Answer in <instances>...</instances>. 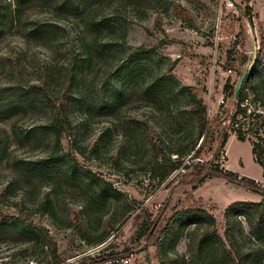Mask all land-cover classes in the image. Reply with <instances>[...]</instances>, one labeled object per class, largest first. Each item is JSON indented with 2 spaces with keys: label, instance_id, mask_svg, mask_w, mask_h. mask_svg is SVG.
Segmentation results:
<instances>
[{
  "label": "rangeland",
  "instance_id": "1",
  "mask_svg": "<svg viewBox=\"0 0 264 264\" xmlns=\"http://www.w3.org/2000/svg\"><path fill=\"white\" fill-rule=\"evenodd\" d=\"M102 16L105 29L93 32L74 17L34 4L0 38V190H7L11 203L0 202V213L14 214L15 202L28 208L27 215H17V230L0 222V264H83V254L95 245L85 236L99 235L109 225L112 247L106 252L132 254L134 264H185L193 228L211 219L212 230L226 244L229 206L239 200L264 204L263 188L217 173L193 188L186 183L193 179V167L181 166L162 179L174 160L190 165L195 155L172 151L186 150L198 135L197 121L187 109L195 95L208 106L213 124L201 162L264 181V89L260 97L249 85L244 90L245 116L236 115L233 123L215 120L235 111L225 93L229 80L237 86L251 67L264 82V0H233L232 5L152 0L147 6L106 0ZM28 18L56 27L57 40L24 37ZM84 37L88 42L82 48ZM65 71L75 74L70 116L81 153L71 151L66 132L58 141L48 107L29 102L33 84L51 73L58 80ZM149 89L163 90L175 100L156 103L140 95ZM144 122L161 135L159 158H152ZM84 169L93 172L92 180ZM48 197L53 209L46 204ZM190 206L203 211L190 224L182 221L185 231L176 230L166 242V231L159 234L163 220L156 227L161 211L172 220ZM75 210L83 226L68 221ZM145 212L157 223L146 238L139 236V215ZM24 227L36 230L45 244L34 253H22L34 242L32 234L20 231ZM235 229L252 257H264V243L253 236L243 215Z\"/></svg>",
  "mask_w": 264,
  "mask_h": 264
},
{
  "label": "trees",
  "instance_id": "2",
  "mask_svg": "<svg viewBox=\"0 0 264 264\" xmlns=\"http://www.w3.org/2000/svg\"><path fill=\"white\" fill-rule=\"evenodd\" d=\"M105 1L106 0H0V38L7 32L10 26H13L17 20L21 19L22 12L34 4L49 7L55 12L56 15L74 17L81 24H83L88 31L90 30L94 32L100 30V28L105 29V22L102 16V13H105ZM126 1L131 5L137 4L147 6L152 0ZM22 27L23 35L28 39L42 43H47L50 41L53 42L54 40H57L58 29L54 26L44 25L43 22L37 18L26 19ZM86 42L88 41L85 37L81 38L80 44L82 48L87 46ZM258 56L257 58H259ZM57 76L58 75L53 73H51V75L46 74L41 80H39L38 84H33L29 88V102H39L45 107H48L50 110L49 119L51 120L52 127L56 129V137L58 141L60 134L63 131L66 132L70 140L71 151L73 153H81L82 147L80 146L77 138L76 124L70 116V103L73 98V82L75 74H70L68 71H65L61 76L58 77V80ZM59 81H61V83L59 86H57ZM248 85L258 97L262 95L264 82L261 83L260 77L258 79L254 77L252 74V69L249 71L243 87L237 95H235L236 84H232L230 80L226 83L225 93L233 103L235 111L232 112L230 116H216V121L229 120L233 123L236 120V115H246V108L242 106V99L245 95L244 90ZM56 88H58V91ZM55 89L56 91L53 92ZM140 95L156 103L169 104L172 100H175L174 95L168 94L163 90L150 91L149 89L143 92L140 91ZM187 109L197 121L198 135L191 142L190 146L186 148V150L174 149L172 151L174 154L181 156L195 151V155L192 157L190 165L184 164L183 160L181 159L174 160L170 164V167H165L162 179L165 180L168 178L172 172L181 166H183V168L193 167V179L189 182H186L192 184L193 188H196L197 184L203 183L205 179L212 177L217 173L218 175L224 176L231 181L238 180L240 183H243L248 187L259 189L253 178L245 176L239 178V174H236L232 170L220 169L218 167H216V169H212L211 165L208 167L207 163L201 162V155L203 152L206 153V150H203L202 148L205 145L206 137L211 130V126L213 125L211 122L209 108L205 103H203V101L198 99L195 95H192L187 105ZM226 112H228V109H225L223 113ZM1 115L2 112L0 111V116ZM142 130L148 138V143L152 151V158H159L160 154L163 153L162 146L164 145L161 140V135L149 122H144ZM204 133L205 137H203ZM201 138L202 140L200 142ZM240 139L244 140L245 138L244 136H240ZM94 146L95 145L92 147L96 148ZM73 160L75 165L80 166V162L76 157ZM83 175L88 176L91 180L94 178L93 172L89 169H84ZM0 202H5L7 204L10 203L6 189L0 190ZM46 204L50 205V207L53 209L54 205L51 201V198L48 197ZM13 205L15 206L16 212L14 214L0 213V222L6 223L7 225H13L14 230H17V221L19 219V216L17 215L26 214L28 208L24 202H15ZM202 211L203 210L200 206H190L187 211L182 212L177 218L171 220V218L166 219V211L163 209L158 216V225L156 226L159 227L163 220V224L161 225L159 232L160 236L166 231L165 241L168 242L176 230H179V232L185 231L186 226H183V228L180 229V223L182 221H187L188 224H190L192 220L197 219L198 213ZM240 215H243L248 221V224L253 230V236L258 241L264 243V204L239 200L231 204L227 209L229 226L226 229V237L228 242L225 244L222 241V238H219V236L216 234L215 230H212L213 221L210 219L207 221L206 226L199 224L189 232L190 238L188 240L187 246L190 252V258L186 260L184 257H182L183 262L185 264H223L225 260L230 259L232 264H261L264 261V257H252L251 252H247L235 236V225L238 223V216ZM139 216L141 218L139 236L145 238L150 235L152 236L151 230L157 223L155 220L153 222L152 216L148 215L146 212L144 215ZM68 221H77L81 226H83L81 213L78 210H75L74 213L71 214ZM233 221L234 223H232ZM112 229L113 225H109L101 234L96 236H90L87 234L85 237L88 243L97 245L109 240ZM20 231H22L24 234L30 233L34 236V242L22 249V253H34L37 248L43 247L45 245L44 243L40 242L38 232L36 230H30L28 227H24ZM52 247L54 253L56 251V245L52 244ZM111 247L112 243L107 245L99 255L86 258V261H84L83 264H97L113 256L125 255L122 253L106 252ZM61 261L62 259L56 260V263H60Z\"/></svg>",
  "mask_w": 264,
  "mask_h": 264
},
{
  "label": "built area",
  "instance_id": "3",
  "mask_svg": "<svg viewBox=\"0 0 264 264\" xmlns=\"http://www.w3.org/2000/svg\"><path fill=\"white\" fill-rule=\"evenodd\" d=\"M222 2L228 4V5H232L233 4V0H222ZM222 102H224V100H222ZM242 176L239 175V178H241ZM255 180V184L258 187H261L264 189V181L261 179H254ZM111 243V240H107L106 242L97 244V245H93L91 247H89V249L83 254V257L88 258V257H95L97 255H99L101 253V251H103L105 249V247L107 245H109ZM97 264H134L133 261V255L132 254H126V255H119V256H113L111 258H108L106 260H104L103 262L97 263Z\"/></svg>",
  "mask_w": 264,
  "mask_h": 264
},
{
  "label": "water",
  "instance_id": "4",
  "mask_svg": "<svg viewBox=\"0 0 264 264\" xmlns=\"http://www.w3.org/2000/svg\"><path fill=\"white\" fill-rule=\"evenodd\" d=\"M250 70H251V67H247V69L243 72V74H242L241 78L239 79V82L236 86L235 95H237L239 93V91L242 89L243 84L245 82V79H246Z\"/></svg>",
  "mask_w": 264,
  "mask_h": 264
},
{
  "label": "crops",
  "instance_id": "5",
  "mask_svg": "<svg viewBox=\"0 0 264 264\" xmlns=\"http://www.w3.org/2000/svg\"><path fill=\"white\" fill-rule=\"evenodd\" d=\"M231 169H232V171L239 173V175H241V176L250 177L253 179H256L258 177V176H252V175H249L247 173H244V172H242V170H238V169H234V168H231Z\"/></svg>",
  "mask_w": 264,
  "mask_h": 264
}]
</instances>
